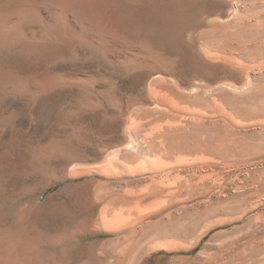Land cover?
Listing matches in <instances>:
<instances>
[{
	"label": "rangeland",
	"instance_id": "374dc122",
	"mask_svg": "<svg viewBox=\"0 0 264 264\" xmlns=\"http://www.w3.org/2000/svg\"><path fill=\"white\" fill-rule=\"evenodd\" d=\"M12 1L0 0L7 34L20 17L6 19ZM32 5L37 19L19 20L33 36L0 49V68L34 83L0 90V109L12 115L0 127L1 181L14 190L8 212L27 214L25 227L55 239L50 252L66 264H264V0ZM92 74L104 90L82 86ZM181 161L195 165L184 175L194 190L153 197L159 182L174 181L158 164ZM78 185L80 198L64 200V189ZM116 214L127 233L104 228ZM83 219L103 229L82 236L77 252ZM93 244L107 245L88 250Z\"/></svg>",
	"mask_w": 264,
	"mask_h": 264
},
{
	"label": "bare ground",
	"instance_id": "6f19581e",
	"mask_svg": "<svg viewBox=\"0 0 264 264\" xmlns=\"http://www.w3.org/2000/svg\"><path fill=\"white\" fill-rule=\"evenodd\" d=\"M14 3H15V8H8V7H11L10 4L9 6L7 7L8 9L5 11V17L7 19V17L10 15L11 17V12H18L20 13L18 17L19 19H29L30 17H34V19H37V15L38 14V10L34 9V7H32V0H26L29 4H31L30 6L25 4L22 6L21 5H17L15 0H13ZM12 1V2H13ZM19 1V0H18ZM21 1V0H20ZM11 3V2H10ZM12 4V3H11ZM8 5V4H7ZM14 6V4L12 5ZM5 8V6H4ZM45 8V7H44ZM49 8V7H48ZM40 10V9H39ZM3 11V10H1ZM42 13V12H41ZM42 15V14H41ZM49 15V14H48ZM46 16V15H45ZM4 17V19H5ZM41 18V17H40ZM19 19H16V21L14 23H12V33L10 34H7L5 33L6 30L5 27H6V23L7 21L6 20H3L2 23H0V49L3 48L1 47L4 43H6L5 41L9 40L10 42L14 41V42H22L24 41V39L26 37H30L31 34L30 32L28 31L29 27L27 28V26L25 24H23V20H19ZM13 21V19L11 20ZM38 21V20H36ZM30 22V21H29ZM26 23V22H25ZM28 23V22H27ZM26 23V24H27ZM60 24V22H58ZM8 24V23H7ZM29 25L30 24H33V23H28ZM62 25V24H61ZM31 26V25H30ZM34 26V25H33ZM53 27L51 28H54V30L58 31L57 35H59L60 37V42L63 44V43H66V41L68 40V33H66V30L61 27L62 29L64 30H60L59 28V25L58 24H55V25H52ZM76 26V25H74ZM32 27V26H31ZM30 27V29H31ZM28 30H27V29ZM33 29V28H32ZM31 29V31H32ZM59 29V30H58ZM8 30V29H7ZM43 30V29H42ZM34 33V32H33ZM79 33V32H78ZM71 34V33H70ZM56 35V33L54 34ZM56 35V36H57ZM33 36V34H32ZM39 37V36H38ZM85 37V36H84ZM93 37V36H92ZM88 38V37H87ZM91 38V37H90ZM75 39V38H74ZM8 41V42H9ZM73 41V40H72ZM86 41V40H85ZM89 42V41H88ZM9 44V43H8ZM14 44V43H13ZM97 44V43H96ZM99 44V43H98ZM119 45V44H118ZM13 46V45H12ZM20 46V45H19ZM16 47V46H15ZM99 48H102V47H99ZM106 48V47H105ZM105 48H102V49H105ZM113 48V47H112ZM13 49V48H12ZM16 49V48H15ZM14 49V50H15ZM108 49H110L108 47ZM23 50L26 52H37L39 51L41 54H44V53H47L49 51V47H24L23 46ZM112 50V49H111ZM110 50V51H111ZM133 50V49H132ZM10 52V51H9ZM105 52V51H104ZM108 52V50L106 51ZM105 52V53H106ZM114 52V51H113ZM127 52V51H126ZM2 53V52H0ZM109 53V52H108ZM112 53V51H111ZM116 53V52H115ZM104 55V53H103ZM113 55V54H112ZM116 56V54L114 55ZM129 56V55H128ZM5 66V65H4ZM9 69V67H8ZM10 71H13V70H10ZM96 74H92L90 76H88L87 78L84 79L83 81V87H87V88H93V87H103V84L102 82L101 83H96L92 78L95 76ZM18 77V75H17ZM64 82V81H63ZM62 82V83H63ZM53 83V80L52 79H48L46 81L45 84V87L49 85H51ZM26 86H28L30 89H33L34 88V83L33 82H30L28 85H26V83L19 79V78H16L13 74L11 73H8L7 71H4L3 69L0 68V90H3V89H8V88H12V89H16V90H21V89H24ZM52 86V85H51ZM50 86V87H51ZM105 88V87H104ZM47 89V88H46ZM95 89V88H94ZM103 89V88H102ZM104 90V89H103ZM109 92L111 90H108ZM102 92V91H101ZM105 92V91H104ZM112 93V92H111ZM109 94V93H108ZM116 94H110V97L112 99L116 98L115 96ZM92 97V96H91ZM103 97V96H102ZM96 99V98H95ZM110 99V98H109ZM89 100V99H88ZM102 101V100H101ZM115 101V100H114ZM91 102V101H90ZM113 102V101H112ZM97 103V102H96ZM9 116V117H8ZM12 115L9 114L8 111L6 110H3V109H0V127L1 126H4L6 124L9 123V121L11 120ZM160 143V142H159ZM163 144V143H162ZM59 146V145H57ZM61 146V145H60ZM173 146V145H172ZM196 147V146H195ZM57 148V147H56ZM194 148V147H193ZM66 149V148H64ZM198 149V148H197ZM51 150V149H50ZM188 150V149H187ZM178 151V150H177ZM177 151H176V154H177ZM208 151V150H207ZM163 152V151H161ZM181 153V152H180ZM164 154V153H163ZM175 154V153H174ZM184 154V153H183ZM169 155V154H168ZM182 155V154H181ZM166 157V156H165ZM175 157V156H174ZM160 159V158H159ZM173 159V158H172ZM186 159V158H185ZM188 159V158H187ZM205 159V158H204ZM179 161V160H178ZM162 162V161H161ZM207 162V161H206ZM214 162V161H213ZM187 163V161L184 163L181 162H178L177 164L175 165H169V166H165L163 165L162 163H159L158 166L159 167H156V169H159L160 172H166L168 173L167 177L168 176H172L173 175V179L174 181L173 182H169V180H166L167 182H169L170 184H167L165 183V181L160 185V182H159V187H158V191L155 192L153 191L155 186H152L151 189H152V192H151V195L153 196L154 194L157 195V197H160V198H164L166 196L168 197H171V198H175L176 196H178V193H182L185 189H186V193L191 190H194V188L196 187V184L198 183H195L194 180L188 178V176H184L186 172H188V170L190 168H192L193 166L195 165H190L191 163L188 162V164H185ZM197 163V162H195ZM215 163V162H214ZM2 164V163H1ZM154 164V163H153ZM157 164V163H156ZM165 164V163H164ZM205 164V163H204ZM6 166V165H5ZM156 166V165H155ZM152 167V166H151ZM6 168V167H5ZM194 169V167L192 168V170ZM196 170V169H195ZM10 172V171H8ZM152 172V171H151ZM159 172V171H158ZM5 172V169L3 168V166H0V264H66V260L64 261H57L55 259V257L51 254V249L52 247L54 246V240L51 239L49 236L47 235H42V236H39L38 234V230H35L33 226H27L25 227V224L27 223V214H20L17 216V213L16 215H13L11 212L9 213L8 212V207L12 204V201H13V192L14 190L12 188H5L3 182L1 181V176L2 178L5 176L4 175ZM146 173V172H145ZM155 173V172H154ZM165 173V174H166ZM174 173H176V175L174 176ZM7 174H10V173H7ZM83 173H72L70 175V177H80ZM156 174V173H155ZM164 174V176H166ZM198 174V173H197ZM195 174L192 178L193 179H197L196 178V175ZM212 174V173H211ZM160 175V173H159ZM190 176V175H189ZM195 177V178H194ZM211 177V176H210ZM202 178V177H201ZM153 179V178H152ZM166 179H169V178H166ZM172 179V180H173ZM171 180V179H170ZM203 181V180H202ZM215 181V180H214ZM162 182V181H161ZM200 183V182H199ZM81 187L82 186H70L66 189H64L63 193H62V197L63 199H78L80 198V190H81ZM157 188V187H156ZM201 188V187H200ZM150 189V191H151ZM144 193V192H143ZM150 193V192H149ZM132 194V193H131ZM150 194L148 195V198L149 196H151ZM159 195V196H158ZM131 196V195H130ZM154 197V196H153ZM167 197V198H168ZM137 198V197H136ZM62 199V200H63ZM154 199H157V198H154ZM55 198H50L47 200V204L50 205L52 204L53 202H55ZM159 200V199H158ZM154 201V200H153ZM164 201V200H163ZM153 203V202H152ZM156 203V202H155ZM154 203V204H155ZM164 203V202H163ZM167 203V202H166ZM166 205V204H165ZM46 206V205H44ZM138 207V205H136ZM43 206H41L40 204H38L36 206V209L39 210V209H42ZM129 207H132V206H129ZM141 208V206H140ZM49 209V208H48ZM73 209V208H72ZM116 209V208H115ZM124 209V208H123ZM126 209V208H125ZM133 209V207H132ZM138 211H139V208H137ZM45 210V209H44ZM74 210V209H73ZM106 210V209H105ZM41 211V210H40ZM50 211V210H49ZM137 211V210H136ZM137 211V212H138ZM76 212V213H75ZM75 215L73 217H75L76 219H80V211H75ZM130 212V211H129ZM40 213V212H39ZM104 213V212H103ZM102 213V214H103ZM109 214V211L108 212H105L106 216L108 217V214ZM123 213V212H122ZM126 213V212H125ZM136 213V212H135ZM140 213V212H139ZM145 213V212H144ZM104 214V215H105ZM118 214V213H117ZM116 214V216H117ZM121 214V213H120ZM124 214V213H123ZM138 214V213H137ZM143 214V213H142ZM53 215V214H52ZM104 215H102V217H104ZM112 215V214H110ZM119 215V214H118ZM130 215V214H129ZM141 215V213H140ZM105 216V217H106ZM115 216V215H114ZM115 216V217H116ZM122 216V214L120 215ZM119 216V217H120ZM147 216V214H146ZM11 217H13V221L11 220ZM79 217V218H77ZM114 217V218H115ZM125 218V216H123ZM149 216H147L148 218ZM244 217V216H243ZM114 218L111 220L108 221V218H104V228L106 227L109 232H113V233H118L120 231H126V233L129 231L128 230V226H126L125 222L123 219L124 218H119L118 219V216H117V221L119 220V222L123 221L121 223V225H123V227L121 226H116L119 225L120 223H116ZM241 218V217H240ZM121 219V221H120ZM127 221L129 220L128 218H126ZM125 219V220H126ZM146 219V218H144ZM236 219V218H235ZM143 221V220H142ZM102 223V224H103ZM135 222H133V226H134ZM102 226V225H101ZM125 226V227H124ZM131 226V227H133ZM145 226V225H144ZM19 227H21L22 229H20ZM147 227V226H146ZM149 227V226H148ZM78 230H77V233L75 235V241L72 245V249H74L75 251L77 252H82L85 248L83 247L84 244L83 242L81 241V237L88 234V233H91V231H93L92 228H95V230L97 229H100L102 227H100V224L91 219V220H86V219H83V220H80L79 223H78V226H77ZM130 228V226H129ZM145 228V227H144ZM103 229V228H102ZM128 230V231H127ZM107 231V232H108ZM100 232V231H99ZM38 234V235H37ZM136 234L135 231H130V233H128V235L130 237H127V238H130V240L133 242H135V238L133 239V235ZM62 235V234H61ZM119 236V235H118ZM59 237V236H58ZM132 237V238H131ZM59 239V238H58ZM118 240V239H117ZM58 241V240H57ZM121 243V242H120ZM119 243V244H120ZM144 243V242H143ZM127 244V243H126ZM132 244V243H131ZM107 244H93L91 247L88 248V250H91L93 248H95V250L97 248H99V246H106ZM133 245V244H132ZM142 245V244H141ZM57 246V245H56ZM68 246V245H66ZM123 246V245H122ZM121 246V247H122ZM229 246V245H228ZM119 247V248H121ZM232 247V246H231ZM101 248V247H100ZM139 248V247H138ZM228 248V247H226ZM230 248V247H229ZM136 249V248H135ZM141 249V248H140ZM225 249V248H224ZM221 250V249H220ZM230 250V249H229ZM228 250V251H229ZM119 251V250H118ZM139 251V250H137ZM224 253V252H223ZM148 254V253H147ZM224 257V256H223ZM129 262V261H128ZM144 264V263H143Z\"/></svg>",
	"mask_w": 264,
	"mask_h": 264
}]
</instances>
